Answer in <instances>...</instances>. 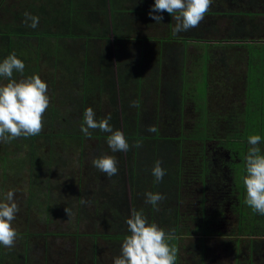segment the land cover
Wrapping results in <instances>:
<instances>
[{
	"label": "rangeland",
	"instance_id": "rangeland-1",
	"mask_svg": "<svg viewBox=\"0 0 264 264\" xmlns=\"http://www.w3.org/2000/svg\"><path fill=\"white\" fill-rule=\"evenodd\" d=\"M29 2V4L23 3V9L19 16L20 23H8V26L12 28V33L9 34L10 39L15 41L17 47L14 48V53H8L5 50L4 59L0 60L1 87H5L8 82L7 79H9L10 84L16 86L18 83L21 86L22 84L23 86L26 85L15 87L16 89L12 90L11 100L19 108V113L18 116H14L12 113V118H9V132L8 130L6 132L3 126L5 119L0 118V168L2 166L8 170L6 175L0 174V179L5 178L9 195L13 192L11 196L6 197L7 199L5 198L4 204L6 206L4 205V208L17 210L13 214L16 216L17 213L18 215V219L15 216L10 218L9 214H4L0 210V228L8 225L12 226V228L9 227V229L3 231L5 233H0V238L12 237H8L10 240H7V243H11V245H9L8 250L4 251L14 252L17 258H15L16 261L13 260L9 264H21L20 262H23L19 256L24 254L25 251L18 253L15 244L30 238L38 244L36 248H42L41 244L46 241L45 243L51 242L55 249L49 255L38 250L39 253H36L37 259H35L36 264H48L46 263L48 260H51L50 264H97V262L98 264H127L128 259H132L130 255L133 257V264H138L137 257L143 258L146 262L148 261L147 264L149 262L153 264H216L214 261L217 252L215 248L224 249L228 247L227 244L222 243H227L226 239H218V237L225 236V234L219 233V235H216L217 232H215L204 235L200 228H195L191 221H187L188 218L186 219V217L183 222L178 221V226L176 223L171 225L166 223L162 230L155 227L147 230L144 228L146 224L142 226V220L146 222L144 216L147 215L145 213L147 204L143 194L146 192L145 184L148 183L146 179L139 183L138 196H133L134 202H131V205L129 203L127 181L125 182L124 194L121 197L118 196V199L113 198L115 202L109 201V198H102L100 194L99 196L96 194L98 196L97 200H94V197L89 199V195L94 194L91 193L93 190L96 193V191L103 188L107 192H111L112 195V191L115 190V187L112 186L113 182L111 183V181L109 182L104 178L107 184L103 186L101 180L104 176L100 177L102 175L99 174L96 177L97 172L95 169L98 168L96 164L102 151H107L103 156V162L106 163L107 167L111 168L117 163L120 166L123 164L121 166L122 173H125V169L132 165V158L130 159L129 155L132 154L133 149H136V153L139 155V168L145 167L147 168L146 171L149 172L153 171L154 159L164 157V161L167 163L163 171L166 175L165 177L162 176L164 188L168 191L172 189V180L176 177L174 172L181 158L177 154V151H179L177 147V151L173 152V159H168L169 151L165 155V147L172 146V143L177 146L179 139H194L195 143H203L209 138L212 139L210 134L213 133L209 129V121H212L213 124L216 118H207L210 78L207 74L208 65L211 60H214L215 53L218 51L223 52L225 46L220 43L212 46L207 44L194 45L201 48L202 54L197 60L199 67L193 71L192 82L190 84L185 83L183 96L185 102L190 99L197 103L201 117L184 118L189 121L187 124L189 126L183 128V132H181V128H176L177 130L174 128L178 124L177 118H174L173 121L170 119L168 133H163L166 135L162 134L160 136L161 132L158 128L154 134L150 135L148 133V127L152 123L150 118H127L126 122V118H81L74 114L76 111H73L78 109L77 105L70 110L73 111L72 117L71 112L67 110L75 101V95L79 97L87 93H96L81 91L80 81L82 78H80V70L76 66L77 59L75 58L78 51L73 48L74 46H71L72 50L64 44L65 40H79L84 36L88 37L87 25L89 22L78 12L81 9H93L94 12L96 3L101 4V0H81L80 3H74L70 14L67 8H61L59 0L51 1L50 5H43L42 0L38 5L35 0ZM93 15H96V13H93ZM68 16L72 17L75 22L77 18L80 21L83 19L82 23L85 25L83 32L85 34L80 33L79 28L67 21ZM62 19L63 25L61 23ZM91 19L93 18H89V20ZM8 37L6 36L7 39L5 40H8ZM24 41L29 42L32 47L37 44L35 48H32L36 56L31 52L29 46L23 44ZM256 45L259 46L252 47L246 43H240V47L232 45L231 49H228L230 52L240 48L247 51L250 58L251 77L248 81L250 84L248 86L247 83L246 87H250L249 89L252 91L250 94L255 98L258 97V92L255 91L258 86V78H260L258 76L261 75L264 69L262 68L263 58H261V53L264 55V44L259 43ZM38 46L39 48H37ZM221 47H223V50ZM2 51L0 49V52ZM217 56H219L218 60L223 59L222 53L217 54ZM11 60H14L13 63H10ZM68 62L71 64L70 67L66 66ZM76 71L78 75H76ZM91 80L93 81L92 78ZM87 82L89 83V76ZM76 83L78 85H75ZM56 84L59 86L54 88ZM2 94L0 93V95ZM37 94L38 106L34 111L35 108L32 107V103L35 101V95ZM54 94L65 96L66 99H53ZM68 95L71 96L68 98ZM4 104V97L0 98V112L4 110ZM7 111H9V107ZM35 113L39 117L54 118L53 125H50V128H45L42 123L41 128L35 131L40 132L37 138L33 140L26 136L19 138L20 141H18L15 138L18 135L30 134L35 130L32 125L33 117H31ZM239 118H242L244 123L246 118H258V115L256 113V116L249 117L246 113L245 116ZM35 119L40 122L43 118ZM141 122L142 124L139 126L138 123ZM137 125L139 130H136ZM224 135L221 134V137ZM183 145H185V142ZM172 161L176 162V166L172 167L170 164ZM8 165L10 166L8 167ZM14 165L17 166L12 169L11 166ZM82 165L86 166L85 173H83ZM88 169H90V172L86 173ZM101 169L104 171L105 168L102 167ZM91 172L93 174H90ZM88 178H90L89 181ZM30 180L32 181L30 182ZM125 180L127 179L125 178ZM121 183L123 184V181ZM80 185L82 190H77ZM95 186H97L96 189L93 188ZM131 188L134 194V186L131 185ZM118 189L120 193L121 186ZM156 190L160 191L161 188L158 187ZM14 192H18V196L15 198L16 201L13 202L15 204L11 203L14 200ZM84 193L89 200L85 202L87 221L83 217L85 211L83 205ZM175 193L172 192L168 197L166 201L167 208L163 209L164 211H168V205H172L169 213L174 209V203L177 200L175 199ZM182 194L183 186L180 187L178 196ZM70 195L74 196L72 201L68 199ZM99 201L102 203L100 204ZM92 203L94 206L101 205L97 210L100 220L96 219L98 217H92ZM149 211L151 210L149 209ZM159 214L160 212H157V215L153 213L152 215L155 216L153 218L161 220V218H156ZM76 215L82 227L80 224L77 225ZM95 215L97 214L95 213ZM28 222L29 226H27ZM165 222H168V219ZM134 225L140 228L139 241L135 236ZM157 225L160 227L161 224ZM227 230L228 232L231 231L229 228ZM33 234H35L34 237L31 236ZM237 236L235 237L237 238ZM219 241H221V245L216 247L215 245ZM232 241L235 240L232 239ZM202 243L210 244L211 249H207L208 246L206 247ZM196 244H199L197 250H186L188 246L194 247ZM143 248H150V250L147 252ZM4 251L0 252V256ZM220 251L221 253L225 252L224 250ZM32 256L34 255L32 254Z\"/></svg>",
	"mask_w": 264,
	"mask_h": 264
},
{
	"label": "crops",
	"instance_id": "crops-1",
	"mask_svg": "<svg viewBox=\"0 0 264 264\" xmlns=\"http://www.w3.org/2000/svg\"><path fill=\"white\" fill-rule=\"evenodd\" d=\"M80 1L67 0L68 12L73 7L72 4L80 3ZM106 1L108 3L106 13L100 14L103 16H95L92 25H96L99 31L107 28V33L84 36L79 40H65L64 45L67 48L72 49L74 46L73 48L78 51L75 58L77 59L76 66L80 70V78H82V82L80 81L81 91L96 92L83 94L79 97L75 95V101L67 109L68 112H71V117L73 116L72 112L76 111L74 114L81 118H200L201 112L197 108V103L190 99L185 102L183 96L185 83L192 82L193 71L199 67L197 60H199L202 50L200 47H195L196 44L212 46L220 43L225 46L223 52L215 53L214 60H211L208 65L207 74L210 78L207 117L217 114L214 109L217 107H245V103L241 101V95L234 96L232 99L226 97L225 85H231L236 93L243 89L248 78L250 58L247 51L242 48L233 52L228 49H231L232 45L255 42H251V40L239 43L228 42L223 37L218 39L222 40L220 42L215 41L217 39H213V36L210 35H205L201 40L199 27L201 19L204 20V23L205 21L209 22V16L217 12L218 21L222 25H226L225 22L228 20L225 15L228 12L240 13L242 10H247V0H221L219 3L217 0ZM253 4L254 9L260 7L257 0ZM253 7L250 8L253 9ZM64 9H66V3ZM86 11L81 9V15L85 19L88 18ZM82 27L85 30L84 24ZM171 27L173 29L175 27L179 35L169 36ZM95 30L97 31V29ZM114 30L115 33H113ZM188 32L195 33L197 38L184 37V33ZM260 43H264V41ZM221 49L223 50V47ZM219 53H222L223 59L221 60L223 61L218 60L217 54ZM67 65L70 67V62L66 63ZM76 75H78L77 71ZM120 75L123 77V82L120 81ZM88 76L90 84L87 82ZM69 96L71 95H68V98ZM52 97L53 99H66L65 96L55 94ZM76 105L78 109L70 111ZM32 107L34 108V103H32ZM106 152H100L102 158L99 155L100 158L96 164L98 168L95 169L96 177L99 174L102 175L100 177L104 176L101 180L103 186L107 184L105 179L113 182L112 186L115 187V190L111 195V192H107L103 188L96 191V194L115 202L118 196L121 197L124 194L127 181L131 205V202H134L133 196H138L139 183L147 178L149 171H146L145 167L139 168V155L136 153V149H133L132 154L129 155L130 159L132 158V165H127L129 168L125 169V173L121 171L123 164L120 166L117 163L111 168L107 167L103 162ZM82 166L85 172L86 166ZM102 167L105 168L104 171L101 169ZM98 169L102 171H98ZM89 172L90 169L86 173ZM96 177L94 176V178ZM131 185L134 186V194ZM81 188L80 185L78 189L82 190ZM85 195L84 193L86 201L88 197ZM113 198L115 199L113 200ZM98 207L96 206L93 211H97ZM143 249L147 252L150 250V248ZM136 259L140 264L138 257ZM133 262L134 260L128 259L126 263L133 264Z\"/></svg>",
	"mask_w": 264,
	"mask_h": 264
},
{
	"label": "flooded vegetation",
	"instance_id": "flooded-vegetation-1",
	"mask_svg": "<svg viewBox=\"0 0 264 264\" xmlns=\"http://www.w3.org/2000/svg\"><path fill=\"white\" fill-rule=\"evenodd\" d=\"M29 1L30 0H0V25L5 26V25H8V23L19 24L21 21L19 16L21 14V10L23 9V3L29 4L30 3ZM51 1L53 0H42V3L43 5L45 4L50 5ZM35 3L37 5L40 4V0H37V1L35 0ZM65 3L67 6V0H59V4H61V8L63 9H64ZM61 23L63 25V19L61 20ZM5 39H6L5 35H0V49L3 50L2 52H0V54H2L1 56L3 57L5 53L4 51L6 50L5 46L7 47L8 44H10V42L8 41L9 39L8 40H5ZM24 42L25 43L23 44L25 46H29L31 52L34 54V56H36V54L32 51V48H35L37 44L35 47L34 46L32 47L30 46L29 42L27 41H24ZM37 48H39V46ZM15 59L16 58H14V60ZM7 80L8 82L5 85V87H1L0 85V93H3L2 95H0V98L4 97V100H5L4 110L0 112V118L5 119V121L3 122V126L6 129V132L7 130L9 132V128H10L9 118H12L11 116L12 113L14 116H18V113H19L18 112L19 108H17V105L13 104L11 100L12 90L16 89L15 87H20L21 84L18 83V85L16 86L15 84H10L9 79ZM24 86L26 85L24 84ZM58 86L59 85L56 84L54 88ZM33 103H34V108H35L34 111H36V106H38V94L35 95V101ZM8 107H9V111H7ZM5 108H7V110H5ZM237 108L239 109V112H240L239 114L236 113ZM214 109L216 110L217 114L209 115L207 118H216L215 121L213 122L214 123L213 126L215 127L214 130L218 133L227 132L230 121L232 122L235 130H237V126L238 124H240L238 122H242V118H239V117H242L243 115L245 116L244 114L245 110L241 107L230 106L227 108L217 107ZM218 115H222L223 118L219 117ZM31 117H33L32 125L35 130L30 134L18 135V137H15L18 141H20L19 138H24L26 136L32 138L33 140L37 138L40 132H35V131L41 128L40 126L42 123H43V127L45 128H50L51 127L50 125H53L54 118L52 117H46V118L39 117L36 115V113L32 115ZM35 118H43V119H41V121L39 122ZM224 118H231V119H234V121L230 120L229 122L226 123ZM150 119L152 123H151V126L148 127L149 128L148 133L152 135L154 134L155 130L158 128V130L161 132L160 136H162L163 133H168L167 132L168 126L170 125L169 120L171 119L173 121L174 118H150ZM177 120H178V124H176L177 127H174V128L175 129L181 128V132H183L182 129L189 126L187 125L189 121L185 120L184 118H177ZM141 124L142 122L138 123L139 126H141ZM138 125L136 126L137 128L136 130H139ZM240 127L242 129L243 125L240 124ZM192 129H194V127H192ZM163 135H166V134H163ZM41 136H44V135H41ZM218 143L219 142L217 140L204 142V144L201 145L202 147L201 150L196 151V153L193 154L194 159L192 160L191 164L185 165L180 160L177 165V169H175V172H174L176 174V177H174L172 180L173 184H171L172 189L170 191L164 188L163 177H162V176L165 177L166 175V173H164L163 171L165 170V166L167 163L164 161V157H158L154 159L153 171L148 172V176L146 178V182L148 183L145 184L146 192L144 193V199L147 204L145 206L147 207L146 210L147 209L148 210L145 212L147 215L144 216V219L146 220V222L142 220V226L143 224L144 225L146 224L144 228L147 230H151L152 227L159 228L160 230H162L163 226L166 223H170V225L176 223L178 226L179 225L178 221L183 222V219L186 217V219L188 218L187 221H191V223H193L195 228L198 227V228L209 230L211 232L213 231L214 233L217 232L216 235H219V233L225 234L226 237L222 236V237H218V239H221V238L226 239L227 243H224V242L222 243L227 244L228 247L224 249H221L219 247L215 248L217 251L215 254V259H214L216 264H264V238L263 237L258 238V237L239 236L237 238L236 237L233 238L234 236L230 235V233L232 234L234 230L233 225L237 224V220L235 219L233 212L231 210V208L233 207V203H234L232 200V195H231L232 193L231 186L234 180L233 178H231L230 162L233 157H231V154L228 150L218 145ZM176 149H177V146L174 144L172 146L165 147V151H166L165 155L167 154V151H169L168 152L169 157H167L168 159L170 160L173 159V156H174L173 152L177 151ZM170 164L172 165V167L176 166V162L172 161V163ZM9 166L10 165H8V167ZM16 166L17 165L11 166V168L12 169L16 168ZM7 171L8 170H6L4 167L1 166L0 168L1 175H6ZM98 171H102V170L98 169ZM31 181L32 180H30V182ZM6 185L7 184H6L5 178L0 179V210H2L4 214H9V217L12 218L13 216H15L13 213L17 212V210H10L8 207L4 208L5 198L8 196H11L13 193L11 192V195H9L10 193L8 192ZM181 186H183V194L181 196H178V191H180ZM158 187L161 188L160 191L156 190ZM93 188L96 189L97 186ZM172 192H176L175 199L177 200L174 203L175 204L174 209L170 211L171 213H169V210L172 208L171 207L172 205H168V211L167 210L164 211L163 209L167 208L166 201L168 200V197H170ZM91 193H94L95 195L90 194L89 199H93L94 197V200H97L98 194L96 195L94 190ZM67 194H68V190H67ZM17 196H18V192H14V195H13L14 200H12L11 203L16 201L15 198ZM68 199L72 201L74 199V196L70 195V198ZM87 201H89L88 198L86 201L85 199H83V205L85 207L83 217L85 221H87V218H86L87 206H85V202ZM147 201L149 202V204ZM99 203L101 204L102 202L100 201ZM99 207H101V205ZM91 209H92V217L94 218L98 217L97 211H93L94 209H96V206H94L93 203H92ZM149 209L151 211H149ZM75 212L77 213V211ZM157 212H160V214L156 216V218H161V220H156L155 218H153L155 216L152 214L155 213L157 215ZM95 213L97 215H95ZM15 217L16 219H18L17 213ZM165 217L166 219H164ZM76 218H77L76 219L77 225L78 226L79 224L81 225L77 215H76ZM96 219L100 220L99 217ZM167 219H168V222H165ZM159 223L161 224L160 227L158 225L156 226V224H159ZM27 226H29V222ZM9 227L12 228L11 225L0 228V233H5L3 231H5L6 229H9ZM25 228L28 229L29 227H25ZM228 228L231 230L230 232H228L227 230ZM34 235L35 234L31 236L34 237ZM8 237L0 238V252L4 250H8L9 245H11V243H7V240H10L9 238H12V237L11 236L9 238ZM232 239H234L235 241H232ZM45 242L41 244L42 248H36L38 247L37 246L38 244L32 241V238L25 239V241L23 242L21 241V243H16L15 245L17 249L16 248L15 249L18 253L20 251H25L24 254H21L19 256L20 258H22L21 260L23 261L20 263L21 264H33L35 262L36 264L37 263V261H35V259H37L36 253H39L42 251L45 254L48 253L49 255L53 251H55V249L53 248L54 245L51 244V242L50 243H45ZM202 245L206 247L208 246L207 249H211L210 244L208 245L207 243H202ZM220 245H221V241H219V243L216 244L215 246L217 247ZM198 246L199 244H196L194 247L188 246L186 250L187 251L190 249L197 250ZM220 250H224L225 252L221 253ZM7 252L4 251V253L1 254L0 264H9V263H12L13 260L16 261L15 258L17 257L15 253L12 251H7ZM32 254L34 256H32ZM50 262L51 260H48L46 263L50 264Z\"/></svg>",
	"mask_w": 264,
	"mask_h": 264
},
{
	"label": "trees",
	"instance_id": "trees-1",
	"mask_svg": "<svg viewBox=\"0 0 264 264\" xmlns=\"http://www.w3.org/2000/svg\"><path fill=\"white\" fill-rule=\"evenodd\" d=\"M217 1L219 3L221 0ZM247 2V10H242L240 13L228 12L227 15H225L227 16L228 20L227 22H225L226 25H222V23L218 21V12L209 16V22L205 21L204 23V20L201 19V24L199 27V38L203 40V37L205 35H210L213 36V39H217L215 41L222 42V40L218 39L223 37L228 42L230 41L237 43L251 40V42L255 43H249L247 45L258 47L259 45L256 44L264 41V0H257V2L260 3V7L256 9H254L253 7L254 4L252 5L255 0H247ZM96 4L97 5L95 6L96 9L94 10V12L93 9H88L86 11L88 15V18L86 20L89 22L87 25V28H89V31L87 32L88 36H95L98 35V33L99 35L107 33V28H105V30L99 31V29L96 28V25H92V21L95 20V16L99 17L100 14L106 13V6L108 3L106 0H101V4H99L98 2ZM250 7H253V9H251ZM66 8L68 7L66 6ZM72 8L73 7H71L70 11L68 12L69 14L72 13ZM79 13L81 14V10L78 12V14ZM93 13H96V15H93ZM91 17L93 19L89 20V18ZM206 17L208 18V15H206ZM67 21L73 24L76 28H79L80 33L84 34L82 20L80 21L77 18L75 22L72 17L68 16ZM94 28L97 29L98 32ZM170 31L171 32H169L168 34L169 36L179 35V32L176 31L175 27L174 29L173 27H171ZM11 33V26L0 25V35H6L8 37ZM113 33H115V30L113 31ZM183 36L194 39L197 38V35L195 33L191 34L190 32L184 33ZM8 39L10 44H8L7 47L5 46L6 52L14 53V48L17 47V45H15V42L10 39V36L8 37ZM233 46L240 47L239 44ZM261 58H263L262 68H264V55L262 53ZM2 59H4V57L0 56V60ZM10 63H13V60H11ZM250 77L251 72L249 68L248 78L246 84L243 86V89H240V92L236 93L235 89H233L231 85H225V95L226 97L231 99L234 98V96L239 97L241 95V101L245 103V107H242L245 110L244 114L246 115L247 113V115L251 117L254 115L256 116L257 113L258 118H246V121H244V123L238 122L243 125V128L241 129L240 124H238L237 130H235L232 122L230 121H234V119L224 118L226 123L229 121L230 122L227 132L221 133L213 130L215 127L213 126L214 123L212 124L211 121L209 129H211V133H213L210 134L212 135V139L209 138L204 142L212 140L218 141L220 139L218 141V145L228 150L231 154V157H233L230 162L231 178H233L234 180L231 186V195L234 202L231 210L235 219L237 220V224L233 225L234 230L231 235L234 237L238 235L237 237L246 236L264 238V69L261 75L258 76L260 78H258V86L255 90L256 92H258L257 98L253 97L250 94L252 92L249 89L250 87H246L247 83L248 86L250 84V82H248L250 80ZM121 80L122 82L124 81L123 77L120 75V81ZM254 110L256 111L254 112ZM236 113H240L238 108L236 110ZM218 116L223 118L222 115ZM126 120L127 118L125 119V122ZM221 134L225 135L221 137ZM227 134L231 135L228 136ZM184 142L185 145H183ZM204 142L195 143L194 139H179L177 145L179 151H177V154L180 156L181 162L185 165L191 164L192 160L194 159L193 154H195L196 151L201 150V145H203ZM172 144L175 145V143ZM134 229L135 236H137V240L139 241L138 236L140 235V228L137 225H134ZM200 231L204 235H210V233H214L213 231L211 232L203 228H200ZM137 240L136 242H138ZM130 257L133 260L132 255H130ZM138 259L140 260V264H147L143 260V258L140 257Z\"/></svg>",
	"mask_w": 264,
	"mask_h": 264
}]
</instances>
